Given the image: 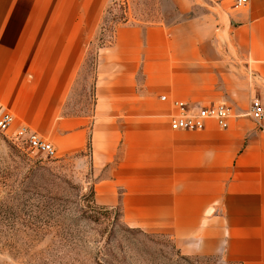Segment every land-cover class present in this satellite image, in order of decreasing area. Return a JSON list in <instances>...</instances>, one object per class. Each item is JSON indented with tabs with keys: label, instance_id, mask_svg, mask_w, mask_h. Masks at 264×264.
Here are the masks:
<instances>
[{
	"label": "crops",
	"instance_id": "crops-1",
	"mask_svg": "<svg viewBox=\"0 0 264 264\" xmlns=\"http://www.w3.org/2000/svg\"><path fill=\"white\" fill-rule=\"evenodd\" d=\"M114 1L0 0V105L56 157L88 162L95 203L125 224L185 255L264 264V135L247 115L252 98L264 107V0H172L170 23L164 0L153 20L128 15L95 45L83 109L74 86ZM172 100L234 116L174 131Z\"/></svg>",
	"mask_w": 264,
	"mask_h": 264
},
{
	"label": "rangeland",
	"instance_id": "rangeland-1",
	"mask_svg": "<svg viewBox=\"0 0 264 264\" xmlns=\"http://www.w3.org/2000/svg\"><path fill=\"white\" fill-rule=\"evenodd\" d=\"M121 2L106 10L76 80L72 97L83 109L94 100L95 45L128 15L155 19L160 4ZM176 17L175 3L164 0V22ZM88 169V162L81 168L70 158L34 155L0 133V264H235L182 254L169 235L125 224L116 208L95 203Z\"/></svg>",
	"mask_w": 264,
	"mask_h": 264
},
{
	"label": "built area",
	"instance_id": "built-area-1",
	"mask_svg": "<svg viewBox=\"0 0 264 264\" xmlns=\"http://www.w3.org/2000/svg\"><path fill=\"white\" fill-rule=\"evenodd\" d=\"M248 3L249 0H233V7L242 8ZM160 99L164 102L168 101L165 95ZM170 106L173 111L169 115V127L174 131H201L209 121L215 122L220 129H225L234 116L232 108L224 103L191 106L184 101L172 100ZM247 115L256 122L264 135V107L258 98L250 100ZM0 133L34 155L45 158L56 157L55 148L48 140L25 125H15L14 117L2 105H0Z\"/></svg>",
	"mask_w": 264,
	"mask_h": 264
}]
</instances>
